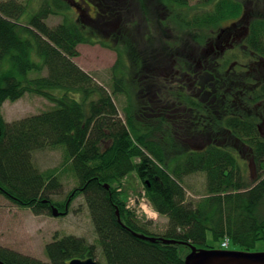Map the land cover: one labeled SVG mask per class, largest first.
I'll list each match as a JSON object with an SVG mask.
<instances>
[{
	"label": "trees",
	"instance_id": "16d2710c",
	"mask_svg": "<svg viewBox=\"0 0 264 264\" xmlns=\"http://www.w3.org/2000/svg\"><path fill=\"white\" fill-rule=\"evenodd\" d=\"M189 1L163 0L176 23L202 32L213 31L243 10L239 0H200L204 5L213 1L214 11L192 15L186 11ZM57 7L64 9L65 2H45L23 21L26 3L0 1V62L9 64L0 75V195L36 214H53L52 205L65 210L83 194L98 243L74 234L57 237L46 247L49 262L0 245V260L70 264L75 258L97 259L101 254L100 264H185L191 244L216 248L208 243V231L220 245L229 237L231 246L253 251L264 241V76L255 67L257 59L264 60V17H255L249 27L246 53L252 56L250 61L228 73L225 83L205 82L222 91L201 102L188 91L190 85H183L178 94L172 92L179 99L176 111L167 107L149 113L134 97L132 51L122 44L124 35L112 34L119 42L118 50L103 43L119 55L110 93L73 60L80 55L78 44L96 42L85 31L88 28L82 31L79 21L69 18L56 26L48 24ZM227 57L228 68L233 54ZM151 66L144 65L152 71ZM45 69L47 74L42 73ZM30 71L39 75L30 77ZM28 92L51 100L54 107L5 120L4 102ZM117 94L129 101L125 118L114 101ZM58 146L66 148L62 164L52 170L39 169L35 152ZM244 150L261 171L253 181L241 163ZM71 171L78 185L64 201L54 199L62 192L63 175ZM133 172L143 182L144 195L154 209L166 218L161 232L127 205L121 188ZM199 172L205 174L206 192L189 199L186 178Z\"/></svg>",
	"mask_w": 264,
	"mask_h": 264
},
{
	"label": "rangeland",
	"instance_id": "374dc122",
	"mask_svg": "<svg viewBox=\"0 0 264 264\" xmlns=\"http://www.w3.org/2000/svg\"><path fill=\"white\" fill-rule=\"evenodd\" d=\"M18 1H22L28 5L27 11L22 18L23 21H26L45 2L50 3L53 0ZM63 1L66 7L64 9L57 7L58 13L51 14L48 17V24L56 26L66 18L77 20L83 27L82 31H84V27L85 29L88 28L85 31L91 32L90 37L96 41L95 43L84 42L78 44L77 48L80 51V55L74 57L73 60L85 71L92 74L111 93L113 92L112 69L119 55L116 50L105 46L103 43L118 50L119 42L115 40V36H112V34L120 33L124 35V39L121 38V42L124 45L127 44L128 51L130 49L132 51L131 59L133 62L131 65H133V73L130 78L136 84L133 90L134 97L137 104H139L138 106L144 107L143 109H146L145 112L148 111L149 113L152 112L151 110L167 107H171L174 110L178 109L175 108L174 101L176 97H174L173 93L178 94L181 86L190 85L195 81L189 75L184 77L183 72H194V68L196 67L194 57L201 54V51L205 49L210 39H215L216 33H219L223 26L230 25L232 21L238 18L226 19L221 21L219 26L214 28L213 31L207 30L202 32L188 26H180L176 23L163 0H86L88 3H94L90 7L83 3L82 0ZM213 1L204 5V3L201 4L200 0H190V6L186 8V11L188 10L187 12L192 15L202 10L212 13L215 6ZM239 1L246 6L247 18L264 17V0ZM109 3L111 6L107 8L106 4L108 5ZM110 11L111 13H109ZM108 13L110 18H106ZM92 17L94 20H91ZM84 22L86 24H83ZM97 22L103 26L100 25L101 27H98ZM106 25L107 27H104ZM240 51L239 48L234 50L232 60L241 59L246 56V52ZM123 56L125 59L126 57L129 58L127 53H124ZM33 58L38 59L35 54ZM128 58L127 62L130 61ZM244 60L245 63L250 61L246 57ZM174 61L177 63L176 67L181 71V81L184 82L182 85L177 83V81L179 82L177 78L172 79L171 77ZM180 61L183 62L184 67L181 66ZM144 65L151 66L152 71L145 68ZM8 67V62H0V75ZM255 67L259 70V73H257L261 77L264 76V68L259 67L257 64H255ZM42 73L47 74V69ZM38 75L39 73L35 71H30L29 73L30 77ZM202 76L206 78H198L197 83L212 80L213 78L209 74ZM147 89H150L152 94L155 93V96L152 95L154 97L153 101H148V103L145 101L147 97H144ZM191 91L196 92L197 90L195 88ZM113 98L120 110V116L125 118V107L129 103L127 97L123 94H117ZM53 107L54 103L51 100L28 92L18 100H6L2 106V113L5 120L11 122L50 110ZM138 108L140 109V107ZM262 132L264 134V122ZM237 153L240 156L238 151ZM65 157L66 148L58 146L36 151L34 160L39 169L47 171L60 166ZM241 157L245 158L241 159V163L247 170L249 181L257 179L261 171L254 162L249 160V154L246 150L241 152ZM61 181L63 184L62 192L54 196V199L64 201L71 190L78 185V180L71 171L65 173ZM185 183L190 188L188 191L189 199H198L206 192V179L205 174L202 172L188 176ZM121 189L127 195L128 207L135 210L137 215L143 220L151 221L153 227L158 229V231L161 232L165 229L167 223L165 217L156 214V218H148L143 212L142 205L147 203V201H142L143 197L146 200L148 199L144 195L143 182L135 172L129 174L124 179ZM153 211H155L154 208ZM68 234L82 236L93 244L98 243V236L85 195L81 194L75 198L69 207V212L59 216L47 213L36 214L31 208L22 207L6 196L0 195L1 246L44 262H49L50 259L46 251L47 245L55 238ZM208 243L215 244L216 248H220V241H213L211 231H208ZM198 247L207 248L205 245H199ZM228 249L240 250L234 245ZM257 251H264V241H259L252 252ZM97 259L100 262L104 261L101 254L97 255Z\"/></svg>",
	"mask_w": 264,
	"mask_h": 264
},
{
	"label": "flooded vegetation",
	"instance_id": "af4514ba",
	"mask_svg": "<svg viewBox=\"0 0 264 264\" xmlns=\"http://www.w3.org/2000/svg\"><path fill=\"white\" fill-rule=\"evenodd\" d=\"M83 3L87 4L89 7L91 5H94V3H88L86 0H82ZM243 5V10L242 14L235 20L232 21L230 25H225L221 28L219 33L217 32L215 35V39H210L208 42V45L205 47L204 50L201 51V54L197 57H194L195 62H196V67L194 68V72H183L184 77L190 76L194 78L195 81L190 84L188 91L192 92L191 95L196 101H205L209 100L214 94L218 93L217 88L210 87L207 85L208 81L205 82H198V78H202V75L209 74L212 75V79L215 80H221V82L226 78L228 73H232L236 67L240 66V68L243 67L245 64L244 58L246 57L247 60L251 59L252 56L250 54L246 53V56L242 57L241 59L237 60H232L231 64L228 68L226 67V62H227V56L228 53L232 55L235 49H240V52H246L247 46H246V39L249 35L250 32V24L251 21L254 19H249L247 18V12H246V6ZM98 13V12H97ZM216 32V31H215ZM214 32V33H215ZM233 58V57H232ZM176 62H173L172 65V73L171 77L172 79L177 78L179 82L177 81L178 84L182 85L181 77H180V70L176 67ZM256 64L259 67L264 68V60L257 59ZM261 69V68H260ZM263 70V69H261ZM206 78V77H203ZM225 81V80H224ZM223 81V82H224ZM176 83V82H175ZM210 83V82H209ZM225 83V82H224ZM193 86V87H192ZM192 87V88H190ZM196 88V92L191 91ZM222 91V90H219ZM226 90H224L225 92ZM152 95L155 96V93L152 94L150 89H147L145 91V95L147 98L145 101H153L152 99L154 98ZM158 97V94H157ZM175 97V94H174ZM177 98V97H176ZM179 101V99H176L174 102L176 103ZM177 109L173 110L176 111Z\"/></svg>",
	"mask_w": 264,
	"mask_h": 264
},
{
	"label": "water",
	"instance_id": "95a60500",
	"mask_svg": "<svg viewBox=\"0 0 264 264\" xmlns=\"http://www.w3.org/2000/svg\"><path fill=\"white\" fill-rule=\"evenodd\" d=\"M109 187L108 184H106ZM53 215L59 216L68 211V206L65 211H61L57 206L52 205ZM118 215H120L118 211ZM149 240H155V237L140 235ZM165 242H171L165 239ZM174 242H176L174 240ZM185 264H264V251H243L218 248H199L191 244V251L185 259ZM0 264H7L0 260ZM70 264H100L97 259L89 257L87 259L75 258L70 261Z\"/></svg>",
	"mask_w": 264,
	"mask_h": 264
},
{
	"label": "built area",
	"instance_id": "2783aa9c",
	"mask_svg": "<svg viewBox=\"0 0 264 264\" xmlns=\"http://www.w3.org/2000/svg\"><path fill=\"white\" fill-rule=\"evenodd\" d=\"M142 201L147 200L145 199V197H143ZM142 208L143 212L147 215L148 218H156V212L153 211V208L148 201L147 203L142 205ZM221 245L223 248H228L230 246V239L228 237L224 238Z\"/></svg>",
	"mask_w": 264,
	"mask_h": 264
}]
</instances>
